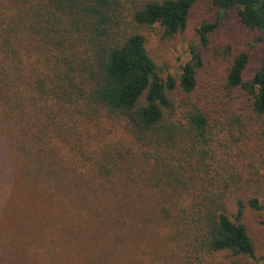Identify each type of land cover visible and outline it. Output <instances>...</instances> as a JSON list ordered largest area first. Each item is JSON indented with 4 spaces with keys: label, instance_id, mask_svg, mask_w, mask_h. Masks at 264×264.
Returning <instances> with one entry per match:
<instances>
[{
    "label": "trees",
    "instance_id": "16d2710c",
    "mask_svg": "<svg viewBox=\"0 0 264 264\" xmlns=\"http://www.w3.org/2000/svg\"><path fill=\"white\" fill-rule=\"evenodd\" d=\"M199 1L0 0V264H101L158 242L174 264H258L221 256L255 258L245 211L264 206L213 146L238 158L254 142L264 163V60L247 79L249 53L226 44L214 107L200 56L163 79L140 31H184ZM210 1L264 33V0ZM218 24L197 29L204 45Z\"/></svg>",
    "mask_w": 264,
    "mask_h": 264
},
{
    "label": "rangeland",
    "instance_id": "374dc122",
    "mask_svg": "<svg viewBox=\"0 0 264 264\" xmlns=\"http://www.w3.org/2000/svg\"><path fill=\"white\" fill-rule=\"evenodd\" d=\"M220 19L218 16H220ZM219 21L218 28L212 36L210 45H204L198 34V28L204 23H215ZM158 28H140L148 40L149 53L154 58L161 78L166 79L168 75L177 76L181 73L182 66L192 60L193 51L202 60V65L197 70L198 91L204 97L205 103H211L214 107H221L220 100H212L213 92H217L223 83V78L227 75L228 62L223 60L222 50L226 44L231 43L238 50H246L250 55V61L245 71V77L250 79L257 71L264 60V33L261 30L251 31L242 26L235 17L233 11L221 12L212 7L210 0H200L191 10L188 25L182 32H178L168 39H161ZM221 51H218L220 50ZM219 52V53H218ZM244 145L245 152L241 157L236 158L231 152V146L222 147L215 144L217 156L223 152L225 159L231 164L240 165V171L249 177V195L256 191L261 204L264 206V163L258 145L255 143ZM258 147L257 149H255ZM236 148V147H235ZM237 166V167H238ZM20 199H24L25 194L17 193ZM37 208V207H36ZM35 208V209H36ZM264 208L255 210L248 207L245 211L244 221L247 225L248 233L255 244V258L245 256H228L221 254L226 260H239L246 263L264 264ZM129 239V243H131ZM148 243V242H146ZM97 256V248H95ZM147 252V253H146ZM37 253V252H35ZM66 259H69L65 256ZM81 264H88L89 258H79ZM175 253L169 243H155L154 246L144 250L141 246L128 245L121 253L112 259L102 261L106 264H174ZM84 261V262H83ZM63 264V263H60Z\"/></svg>",
    "mask_w": 264,
    "mask_h": 264
}]
</instances>
